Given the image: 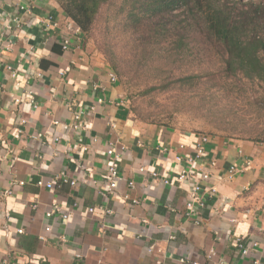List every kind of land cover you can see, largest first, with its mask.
Here are the masks:
<instances>
[{"label":"crops","instance_id":"obj_1","mask_svg":"<svg viewBox=\"0 0 264 264\" xmlns=\"http://www.w3.org/2000/svg\"><path fill=\"white\" fill-rule=\"evenodd\" d=\"M25 1L0 0V189L12 192L0 201V264H264V143L211 137L196 174L179 180L188 171L175 157L194 155L200 134L135 120L57 1L38 0L31 14ZM16 17L18 33L8 28ZM77 114L83 127L65 129ZM116 138L126 150L108 192ZM197 185L205 208L190 214ZM54 204L68 220L46 216Z\"/></svg>","mask_w":264,"mask_h":264},{"label":"rangeland","instance_id":"obj_2","mask_svg":"<svg viewBox=\"0 0 264 264\" xmlns=\"http://www.w3.org/2000/svg\"><path fill=\"white\" fill-rule=\"evenodd\" d=\"M121 3L115 0L105 7L85 43L117 76L135 120L184 133L264 143V83L227 77L217 46L178 61L150 47V57L143 60L146 46L119 31L108 39L114 44L117 73L101 44L106 41V17L120 13ZM114 24L117 27L118 19ZM146 30L140 28L141 33ZM190 78L193 81H181Z\"/></svg>","mask_w":264,"mask_h":264},{"label":"trees","instance_id":"obj_3","mask_svg":"<svg viewBox=\"0 0 264 264\" xmlns=\"http://www.w3.org/2000/svg\"><path fill=\"white\" fill-rule=\"evenodd\" d=\"M55 1L85 37L98 26L105 7L115 0ZM121 1L120 13L106 17V27L102 29L106 41L101 44L117 73L114 44L108 39L121 31L146 46L143 60L150 57V47L151 51L161 50L163 57L178 61L181 56L194 57L214 45L221 50L218 53L227 77L241 76L264 83V0ZM141 27L147 29L145 33L140 32Z\"/></svg>","mask_w":264,"mask_h":264},{"label":"built area","instance_id":"obj_4","mask_svg":"<svg viewBox=\"0 0 264 264\" xmlns=\"http://www.w3.org/2000/svg\"><path fill=\"white\" fill-rule=\"evenodd\" d=\"M38 0H26L25 3L23 5L19 6V10L22 12H27V13H32L33 9L35 7V3ZM47 22L49 23H53V17L49 16L46 19ZM14 25H9V29L10 30H14V32L18 33L22 27V19L21 18H14L13 19ZM72 37H74L77 41H78V45H80V43H82L83 38H84V34L81 31V29L78 26L73 27L72 30ZM72 40L71 38L69 39H65L62 43H61V47L63 51H68L72 44ZM110 79L112 82H117V76L114 73H110ZM99 102L101 103L102 100H99ZM92 110H94V108H92ZM75 124H73L72 126H65L64 128L69 130V129H77L80 127H83L82 124V115L81 114H77L75 116ZM211 137L208 135H200L198 141L195 144V154L194 155H177L175 157V161L181 164H185L187 167V171L188 173H183L179 176V180H184L186 178H188V176L190 174H196V162L198 160H200L201 158H203L206 155L207 152V145L210 142ZM60 138L56 137V141H59ZM107 150H106V158H107V191H113L115 189L118 188L119 186V182L121 180V175H120V171L118 168V163L123 159V154L126 150V147L121 143L120 139L116 138L114 140H110L107 143ZM182 149L184 148V145L180 146ZM143 170V169H141ZM237 172V169L235 167L230 169V175L233 176L235 173ZM154 177H157V174L153 175ZM200 176L203 180H209L210 179V175L206 172H200ZM58 179H62L64 182L68 183L69 181L67 180V178L64 176V174H61ZM166 184H170V182L167 180L165 181ZM76 182L72 181L71 185H75ZM39 186H45V184L43 182H39L38 184ZM133 183H130V186L133 187ZM48 188H52V184H47ZM201 186L197 185L195 186V188L190 192V199L188 202V210L190 212V214L192 213H198L197 211L200 209L205 208V202L203 197L199 194L201 191ZM215 191V190H214ZM11 191H2L0 189V201L6 196V195H11ZM135 204H137V201H134ZM35 208H37V206H34ZM91 212L93 211L92 209L90 210ZM56 214H60L62 215V218L64 219H69L70 215L62 213V209L59 205L54 204L53 207L51 208L50 211L47 212L46 216L48 218H52L54 215ZM198 223V221L196 222ZM47 231L50 230V228L46 229ZM19 233H22V230L19 231ZM42 239V238H41ZM236 245L241 249L243 255H248L252 249L251 246H247L243 244V240L242 239H237L235 240ZM253 247H256L258 244L254 243ZM153 247H151L149 249V252H152ZM78 258H82L81 255H77ZM181 263H186V260L182 259ZM192 264H198L196 262H193Z\"/></svg>","mask_w":264,"mask_h":264}]
</instances>
